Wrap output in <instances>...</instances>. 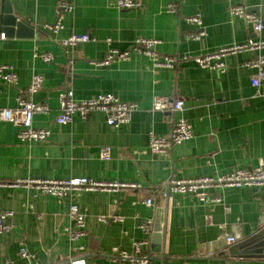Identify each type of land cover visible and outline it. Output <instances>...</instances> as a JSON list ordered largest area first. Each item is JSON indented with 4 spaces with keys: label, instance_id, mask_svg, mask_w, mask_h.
<instances>
[{
    "label": "crops",
    "instance_id": "crops-1",
    "mask_svg": "<svg viewBox=\"0 0 264 264\" xmlns=\"http://www.w3.org/2000/svg\"><path fill=\"white\" fill-rule=\"evenodd\" d=\"M139 1L138 8L119 9L114 0H0V15L7 5L31 29L11 34L0 26V33L6 34L0 42V65H9L18 75L11 85L0 77V104L16 107L18 97L47 104L49 112L36 114L33 125L51 131L45 141H22L20 127L1 121L0 181L90 177L137 185L80 190L64 198L0 185V211L13 212L12 231L0 234V264H71V259L141 264L119 255L132 253L136 241L143 242V252L150 257L145 264H264L263 255H221L264 229V185L209 189V194L222 197L221 203L187 193L158 195L171 179L216 176L264 164V81L253 85L256 69L247 65L254 53L227 55L224 72L203 68L192 59L175 68L155 67L150 56L138 52L126 60L98 64L110 49H128L139 37L158 39L161 54L179 57L264 40V0ZM61 2L72 3L73 9L63 14V28L53 34L46 25L57 20ZM173 3L178 11H167ZM237 4L260 13V33L231 15L230 7ZM197 13L206 34L193 40L188 34L198 27L184 17ZM73 33L92 39L64 47L61 40ZM261 52L264 55V48ZM41 53H51L53 60L43 61L36 55ZM34 74L43 76V85L27 93ZM67 89L77 99L112 93L140 108L128 123L115 126L102 111L86 118L75 113L71 122L58 124L60 96ZM156 96L182 98L185 108L178 114L153 111ZM178 116L192 125L193 137L174 146L169 155L152 153L149 133L168 135ZM103 147H110L109 159L101 158ZM149 197L153 205L146 204ZM73 203L86 215L87 235L78 238L70 236L75 229L69 214ZM100 216L120 219L103 223ZM147 221L153 223L150 232L140 227ZM22 243L30 259L21 257Z\"/></svg>",
    "mask_w": 264,
    "mask_h": 264
},
{
    "label": "built area",
    "instance_id": "built-area-1",
    "mask_svg": "<svg viewBox=\"0 0 264 264\" xmlns=\"http://www.w3.org/2000/svg\"><path fill=\"white\" fill-rule=\"evenodd\" d=\"M115 5L119 9H133L141 6L139 0H114ZM73 9V4L69 2H61L57 5L56 15L57 20L46 25V28L53 34L63 28L62 16L65 12H70ZM169 12L178 11V4H170L167 8ZM231 15L238 17L251 25L256 33H260L263 28L262 18L259 12H252L242 4L232 5L230 7ZM184 19L198 27V31L188 34L190 39L196 40L202 38L206 31L203 28V20L200 13L186 16ZM6 38L4 32L0 33V42ZM92 38L89 34L73 33L61 40L64 47H75L79 43L90 41ZM110 38L107 42H110ZM160 43L158 39L149 37L137 38L131 47L128 49H110L105 59L99 61L98 64H108L114 61L126 60L130 58L132 52L143 53L152 58L155 67L175 68L177 65L186 60H194L203 68L224 72L226 63L224 57L231 54H237L241 51L249 50L254 53L247 65L256 69V73L252 78V83L259 86L264 81V40H250L247 43L236 44L227 47H221L215 51H210L197 55L173 56L161 54L157 46ZM45 62H51L53 55L51 53L36 54ZM0 77L7 84H14L18 79L9 65H0ZM44 78L40 74L32 76L31 83L26 89L27 93H35L39 91L43 85ZM1 100V90H0ZM140 108L139 103L125 102L120 100L112 93H100L98 95L77 99L74 91L67 89L60 96V112L56 118L58 124H67L72 121L73 115L79 113L86 118L93 111H102L106 114L107 123L109 125H119L128 123L133 113ZM185 108V101L182 98L171 99L164 96H156L153 100L151 109L153 111H167L172 114H178ZM49 106L44 103H35L26 98L18 97L17 106L13 108L3 107L0 104V122L9 121L20 127L18 137L22 141H45L51 134V131L46 128H39L33 125V119L36 114L48 113ZM193 137L192 125L182 116L175 117L172 122V127L168 135L157 136L154 132L149 133V149L152 153L169 155L172 148L178 144ZM111 155L110 147H103L100 151V156L103 159H109ZM0 185H20L29 190L52 194L57 197L64 198L69 194L80 190H117L119 188L137 187L134 183H124L119 181H98L90 177H73L70 179H17L11 182L0 181ZM242 185L261 186L264 185V164H261L253 169L235 168L227 173L216 176H204L194 179H171L168 182L167 190L161 191L158 195L166 197L171 193H187L198 197L201 201L221 203L222 197L219 195L209 194V189L218 187H239ZM36 193V192H33ZM147 205H153V197L146 200ZM69 214L74 221L75 229L70 231L72 238H78L87 235L85 230L86 215L81 211L79 205L73 203L70 205ZM13 215L12 211H0V234H8L12 231L10 222ZM120 217L100 216L99 220L103 223H109L111 220H119ZM152 221H147L140 225L146 232L152 230ZM229 242H234L233 236H227ZM143 242L136 241L134 243V251L128 253L120 252L122 260L145 264L148 263L150 257L143 252ZM20 255L25 259H30L31 254L27 247L22 243ZM71 264H85L84 260L71 259Z\"/></svg>",
    "mask_w": 264,
    "mask_h": 264
},
{
    "label": "water",
    "instance_id": "water-1",
    "mask_svg": "<svg viewBox=\"0 0 264 264\" xmlns=\"http://www.w3.org/2000/svg\"><path fill=\"white\" fill-rule=\"evenodd\" d=\"M0 26L2 30H6L11 34L13 31H15L16 34H23L24 30H26L27 28L30 29L24 21L19 20L17 16L13 14L12 9L7 5L4 10V13L0 15ZM156 228L158 230L159 223H157ZM221 255L223 256L263 255L264 256V229L248 237L247 239L240 241L237 244L231 245L229 249L227 251H224V253H222Z\"/></svg>",
    "mask_w": 264,
    "mask_h": 264
}]
</instances>
